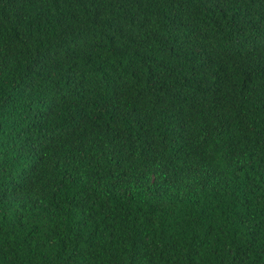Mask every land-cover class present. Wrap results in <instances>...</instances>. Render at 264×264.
I'll use <instances>...</instances> for the list:
<instances>
[{"label":"trees","instance_id":"trees-1","mask_svg":"<svg viewBox=\"0 0 264 264\" xmlns=\"http://www.w3.org/2000/svg\"><path fill=\"white\" fill-rule=\"evenodd\" d=\"M0 264H264V0H0Z\"/></svg>","mask_w":264,"mask_h":264}]
</instances>
